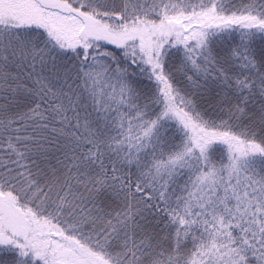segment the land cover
I'll list each match as a JSON object with an SVG mask.
<instances>
[{
  "label": "snow or ice",
  "instance_id": "6c2138e0",
  "mask_svg": "<svg viewBox=\"0 0 264 264\" xmlns=\"http://www.w3.org/2000/svg\"><path fill=\"white\" fill-rule=\"evenodd\" d=\"M0 264H264V0H0Z\"/></svg>",
  "mask_w": 264,
  "mask_h": 264
}]
</instances>
